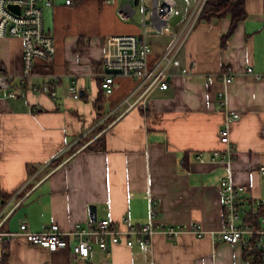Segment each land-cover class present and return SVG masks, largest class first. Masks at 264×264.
Segmentation results:
<instances>
[{
	"label": "crops",
	"instance_id": "crops-1",
	"mask_svg": "<svg viewBox=\"0 0 264 264\" xmlns=\"http://www.w3.org/2000/svg\"><path fill=\"white\" fill-rule=\"evenodd\" d=\"M195 1L177 0L184 16L170 18L162 31L146 27L149 67L182 29ZM123 3L79 0L64 6L56 1L43 9V28L55 53L47 62L36 61L33 73L55 75L57 94L51 99L32 90L37 78L24 84V94L16 98L1 91L0 193L6 197L0 207L20 190V201L2 228L15 231L25 220L33 232L49 223L69 230L75 222L121 223L124 217L141 225L153 205L154 225L182 231L172 237L156 233L150 245H113L108 255L92 252L81 262L72 255L73 237L68 248L55 251L14 239L5 244L0 264H253L251 254L213 240V233L221 226L223 180L241 188L244 219L264 226V216L250 213L253 203L264 199L259 171L264 166V79L246 72L248 67L264 71V0H244L246 16L226 37L230 14L198 19L176 54L178 66L167 67V89L154 88L147 109L142 101L119 106L138 98L135 79L115 75L108 95L100 87L107 72L101 61L104 38L141 34L136 5L129 4L131 18L119 17ZM22 53L20 38L0 39V65L13 79L11 89L18 87ZM226 69L235 76L228 84L218 76ZM69 79L79 99L68 96ZM228 111L239 115L229 125L233 159L228 164L198 162L197 153L209 159L223 150L218 129ZM99 139L96 149H87ZM193 223L203 231L201 237L189 231Z\"/></svg>",
	"mask_w": 264,
	"mask_h": 264
},
{
	"label": "built area",
	"instance_id": "built-area-1",
	"mask_svg": "<svg viewBox=\"0 0 264 264\" xmlns=\"http://www.w3.org/2000/svg\"><path fill=\"white\" fill-rule=\"evenodd\" d=\"M56 1H61L64 6H72L79 0H0V39L7 37L20 38L23 44L22 73L17 78L18 87L11 89V77L0 71V96L5 90L6 96L16 98L23 95L22 86L31 78L40 79L39 83L32 86V90H41L54 99L57 94V77L55 75H44L33 73V66L36 61L47 62L55 53L52 37L43 28V9L52 8ZM134 0H126V3L118 7L117 13L121 19H129L134 13L130 7ZM135 7H140L141 12V34L139 35H109L103 40L101 61L107 71L101 75L100 87L105 95L111 93V85L114 76L137 80L140 90L138 98L133 103L123 100L119 106L126 103L133 105L142 101L143 108H148L147 97L154 89L165 90L168 87L169 65L178 66L176 54L189 35L193 25L199 19V15L206 0H196L191 13L185 17L182 29L175 39L167 47L159 62L154 67L147 65L148 55L151 53V45L144 38V31L150 26L162 31L167 21L175 16H184L182 8L177 0H136ZM132 3V4H131ZM130 4V5H129ZM10 5L18 7V12L9 9ZM147 13V14H146ZM115 71V72H110ZM182 73L188 72L181 69ZM248 74L256 78L264 79L263 73H256L251 67L246 69ZM218 76L225 83L234 80L231 70L220 71ZM67 94L71 99H79L80 92L74 80L69 79ZM239 117L235 111H228L223 125L218 129L219 142L223 150L215 151L204 159L200 153L195 159L200 163L228 164L233 159L234 149L230 141L229 125ZM260 173L264 174V166L259 167ZM23 186L21 187V189ZM20 191V190H19ZM13 193L0 207V262L3 259L4 246L11 240L22 239L31 245H37L49 251L65 249L69 246V238L76 239V248L72 253L78 262L87 259L92 252L108 255L110 247L123 244L131 247L134 243L150 245L154 234L162 233L167 237L180 233L182 228L173 225H154L155 206L150 205L148 210V221L141 225L132 223L127 217L121 223H114L107 219L87 221L84 224L73 223L69 230L61 229L55 223H49L39 232H33L28 228L27 222L22 220L15 231L4 230L3 223L20 201L16 200L18 192ZM241 188L223 180L221 187L222 220L217 233H213V240L224 241L231 245H238L244 251H256L261 255L264 264V226H255L253 221L244 219L240 209ZM15 203H12L15 201ZM264 206V199H258L253 203L250 210L251 216H255ZM189 231L197 237H201L203 231L196 225L191 224ZM49 264V263H45Z\"/></svg>",
	"mask_w": 264,
	"mask_h": 264
},
{
	"label": "trees",
	"instance_id": "trees-1",
	"mask_svg": "<svg viewBox=\"0 0 264 264\" xmlns=\"http://www.w3.org/2000/svg\"><path fill=\"white\" fill-rule=\"evenodd\" d=\"M243 1L244 0H206L205 5L199 15V19L203 18V19L208 20L210 18H221L225 16L226 14H230L231 25H230V28L227 34L225 35L226 37L227 35L231 33V31L235 27V24L246 16V13L243 7ZM0 71L3 72L1 65H0ZM99 141L100 139L97 140L96 143L93 144L92 146L87 147V149L89 150L96 149ZM102 147L103 146L101 145V148ZM5 197L6 196L4 195L0 196V204H2L3 200H5ZM257 216H264V207L259 208ZM244 253L246 255L251 254L253 256V264H262L261 255L258 252L253 251V252L247 253L245 251Z\"/></svg>",
	"mask_w": 264,
	"mask_h": 264
},
{
	"label": "water",
	"instance_id": "water-1",
	"mask_svg": "<svg viewBox=\"0 0 264 264\" xmlns=\"http://www.w3.org/2000/svg\"><path fill=\"white\" fill-rule=\"evenodd\" d=\"M136 4H137V1L134 0L132 5L134 6V5H136ZM9 9L12 10V11L18 12V7L15 6V5H10V6H9ZM110 72H115V71H110ZM89 209H90L91 213H93L94 210H95V208H94L93 205L90 206ZM94 221H95V219H94Z\"/></svg>",
	"mask_w": 264,
	"mask_h": 264
},
{
	"label": "rangeland",
	"instance_id": "rangeland-1",
	"mask_svg": "<svg viewBox=\"0 0 264 264\" xmlns=\"http://www.w3.org/2000/svg\"><path fill=\"white\" fill-rule=\"evenodd\" d=\"M136 14H135V18L137 19H141V12H140V7H136ZM147 14V13H146Z\"/></svg>",
	"mask_w": 264,
	"mask_h": 264
}]
</instances>
